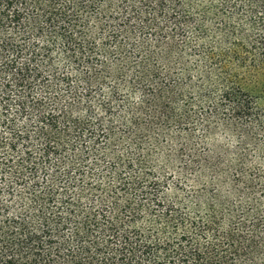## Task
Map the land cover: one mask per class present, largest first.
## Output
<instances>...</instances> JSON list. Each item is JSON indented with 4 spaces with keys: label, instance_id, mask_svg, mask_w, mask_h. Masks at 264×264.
Masks as SVG:
<instances>
[{
    "label": "trees",
    "instance_id": "1",
    "mask_svg": "<svg viewBox=\"0 0 264 264\" xmlns=\"http://www.w3.org/2000/svg\"><path fill=\"white\" fill-rule=\"evenodd\" d=\"M0 264H264V0H0Z\"/></svg>",
    "mask_w": 264,
    "mask_h": 264
}]
</instances>
